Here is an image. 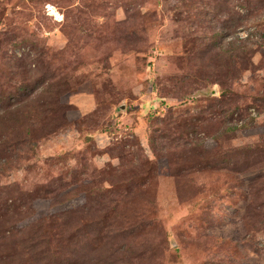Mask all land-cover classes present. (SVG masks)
Listing matches in <instances>:
<instances>
[{
    "label": "rangeland",
    "instance_id": "1",
    "mask_svg": "<svg viewBox=\"0 0 264 264\" xmlns=\"http://www.w3.org/2000/svg\"><path fill=\"white\" fill-rule=\"evenodd\" d=\"M0 264H264V0H0Z\"/></svg>",
    "mask_w": 264,
    "mask_h": 264
},
{
    "label": "trees",
    "instance_id": "2",
    "mask_svg": "<svg viewBox=\"0 0 264 264\" xmlns=\"http://www.w3.org/2000/svg\"><path fill=\"white\" fill-rule=\"evenodd\" d=\"M18 96H19V95H18ZM15 97H16V95L13 96L11 99H12L13 101L16 102V101H18V99H17V98L14 99ZM159 99H160V97H159ZM160 104H161V105H166V103H164V101H161ZM151 106H156V105H153V104H152ZM169 108H170V107H169ZM18 110H19V108H18V109L15 108L14 113H16ZM169 110H170V109H169ZM177 116H179V115H176L175 118H174L173 120H175V119L177 118ZM15 119H16V118H15ZM151 121H152V120H151ZM174 122H175V121H174ZM150 142H152V141H150Z\"/></svg>",
    "mask_w": 264,
    "mask_h": 264
}]
</instances>
